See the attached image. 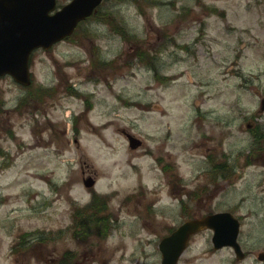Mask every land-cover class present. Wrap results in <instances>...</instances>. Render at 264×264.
I'll return each instance as SVG.
<instances>
[{
  "label": "rangeland",
  "instance_id": "1",
  "mask_svg": "<svg viewBox=\"0 0 264 264\" xmlns=\"http://www.w3.org/2000/svg\"><path fill=\"white\" fill-rule=\"evenodd\" d=\"M101 11L33 55L31 86L0 78V264L71 250L79 264H119L154 251L169 226L222 210L241 220L251 255L236 263L206 229L180 264H264V152L251 149L264 126V0H106ZM124 130L143 144L131 148ZM215 161L232 165L227 179L208 174ZM88 174L112 227L75 239Z\"/></svg>",
  "mask_w": 264,
  "mask_h": 264
},
{
  "label": "water",
  "instance_id": "2",
  "mask_svg": "<svg viewBox=\"0 0 264 264\" xmlns=\"http://www.w3.org/2000/svg\"><path fill=\"white\" fill-rule=\"evenodd\" d=\"M18 1V0H15ZM33 5L40 0H21ZM55 0H45L46 4L31 9L30 13L16 14L5 10V1L0 0V74L10 73L23 83H31L30 54L40 46L50 47L71 34L78 22L91 15L102 0H73L62 10L50 16L48 12L54 8ZM264 109V100L262 101ZM130 145L137 147L141 140L129 135ZM94 180L89 178L85 184L90 186ZM213 229L215 246H233L238 257L243 255L238 243L240 220L230 211L211 213L200 218L189 219L182 223L172 234L162 239L160 248L163 255L162 264H177L178 259L188 245L190 237L204 229ZM264 259V252L259 256Z\"/></svg>",
  "mask_w": 264,
  "mask_h": 264
},
{
  "label": "trees",
  "instance_id": "3",
  "mask_svg": "<svg viewBox=\"0 0 264 264\" xmlns=\"http://www.w3.org/2000/svg\"><path fill=\"white\" fill-rule=\"evenodd\" d=\"M144 52H140L139 51V58L141 60H145V56L143 54ZM67 90L72 93V94H78V91H76L73 88H67ZM251 133H252V140H251V147L253 151H260V152H264V126L261 124H257L254 128L251 129ZM212 168L208 171V174H211L212 176H214V178H216L219 174L220 176L224 177L225 179H227L226 177L228 176V174L231 171V168L229 170L228 167V162L224 161L221 163L218 162H213L212 164ZM104 206H102L101 204H99L98 202L96 203L95 207L93 208L94 212H91L90 214H88L86 212V209L80 208V210H82L85 214H87L88 218H90L92 221H96V223L99 225V227L101 228V232L102 233H106L110 230V221L108 220L107 216H98V214L100 213L101 209ZM90 220V221H91ZM45 238V236L43 237Z\"/></svg>",
  "mask_w": 264,
  "mask_h": 264
},
{
  "label": "flooded vegetation",
  "instance_id": "4",
  "mask_svg": "<svg viewBox=\"0 0 264 264\" xmlns=\"http://www.w3.org/2000/svg\"><path fill=\"white\" fill-rule=\"evenodd\" d=\"M3 1L6 2L5 5L7 6V8L5 10H9L12 13H16V14H25L27 12L30 13L31 9L33 10V12H36L37 8L41 5V3H43L44 5L46 4L45 0H40L39 3L35 2L32 6L30 4L27 5L25 3V1H21V0H18V1L3 0ZM70 1L71 0H55L54 1V8L52 10H50L48 12V14L49 15L55 14L58 10H60L64 5H66ZM67 39H72V36L67 38ZM59 43H61V42L55 43L49 50H52ZM38 50H40V49H38ZM241 246L246 253V258L249 257L251 254V251L249 249L245 248L243 246V244ZM144 247L147 249V247H148L147 244H145ZM155 247H156V249L154 251H152L150 254H148V252L140 251L139 254L134 253L130 257L123 256L121 258L119 264H126L127 262H128V264H147L149 257H152L153 254H155V255L158 254V244L157 243L155 244ZM139 248H141V246H139ZM233 254H234V252H233ZM93 257L95 258V256H93ZM76 259H77V257L74 259L73 264H79V261ZM236 261L237 260H235V262ZM236 263H238V261ZM55 264H56V262H55ZM98 264H100V263H98ZM101 264H106V262H101Z\"/></svg>",
  "mask_w": 264,
  "mask_h": 264
}]
</instances>
